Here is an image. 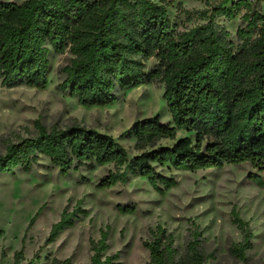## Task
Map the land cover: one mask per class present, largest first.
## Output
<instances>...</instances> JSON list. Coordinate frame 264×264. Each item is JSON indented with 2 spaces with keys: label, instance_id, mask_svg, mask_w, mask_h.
<instances>
[{
  "label": "trees",
  "instance_id": "1",
  "mask_svg": "<svg viewBox=\"0 0 264 264\" xmlns=\"http://www.w3.org/2000/svg\"><path fill=\"white\" fill-rule=\"evenodd\" d=\"M251 3L219 0L211 9L194 10L206 21L177 33L165 4L155 0H0L3 86L46 89L50 45L56 53L72 54L61 67L63 78L56 86L63 95L86 107H107L116 104L124 90L164 83L163 97L172 116V123L159 115L147 117L123 133L135 138L139 153L133 158L107 133L79 124L48 129L37 121L35 136L11 142L0 153V173L29 172L41 156H47L65 177L81 168L112 163L116 169L97 187L111 188L140 175L164 194L178 181L159 168L196 171L249 163L258 172L249 173L248 179L264 186V14ZM241 6L248 11L243 15L245 24L237 29L236 43L217 17L233 18ZM152 58L157 63L146 69ZM179 130L193 133L195 139L177 138ZM162 139L174 142L159 145ZM117 209L136 211L128 204H118ZM41 210L31 218L27 231ZM85 212L80 201L73 210L65 208L43 246L53 243ZM233 213L243 240L234 243L231 252L244 260L253 234L248 222ZM152 234L143 242L150 252L145 264H207L200 232L193 231L182 254L172 232L158 226ZM108 237L106 227L99 239L90 240L92 264L119 263L118 252L105 254ZM41 248L28 264H36ZM23 252L24 244L15 252V264ZM50 264H72V258L54 257Z\"/></svg>",
  "mask_w": 264,
  "mask_h": 264
},
{
  "label": "rangeland",
  "instance_id": "2",
  "mask_svg": "<svg viewBox=\"0 0 264 264\" xmlns=\"http://www.w3.org/2000/svg\"><path fill=\"white\" fill-rule=\"evenodd\" d=\"M155 1L165 4L179 33L206 21L194 10L211 9L219 0ZM251 1V6L264 14V0ZM247 11V6H241L235 9L233 18L217 17L236 43L237 29L245 24L243 15ZM49 48L46 89L27 85L6 87L0 81V153L11 142L35 136L39 121L48 129L79 124L107 133L133 158L139 153L135 138L123 136L124 132L137 121L154 115L172 123L163 97L164 83H144L124 90L119 101L107 107H86L76 98L63 95L56 86L63 78L61 67L70 62L72 54L68 50L56 53L50 45ZM156 63L154 58L148 60L146 69ZM184 136L195 139L191 132H177V138ZM173 142L162 139L158 144ZM115 169L109 163L93 169L81 168L65 177L47 156H41L29 172L0 173V264H15V252L23 244V257L18 264H28L63 210H73L79 201L86 212L53 243L41 248L36 264H50L54 257H71L72 264H92L90 240L99 239L106 227H109V247L105 254L118 252V264H145L150 252L143 242L153 238L152 231L158 226L172 232L180 254L186 251L193 231L200 232V246L207 254V264H264V186L248 179L249 173L258 172L251 164H227L196 171L159 168L164 173H173L178 181L164 194L140 175L111 188L97 187ZM118 204L133 205L136 211L121 213ZM41 207L40 215L27 231L31 218ZM233 212L248 222L253 234L252 247L246 251L244 260L231 252V246L243 240L241 229L233 221Z\"/></svg>",
  "mask_w": 264,
  "mask_h": 264
}]
</instances>
